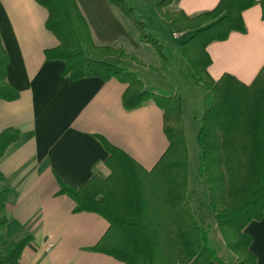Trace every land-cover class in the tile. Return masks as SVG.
Instances as JSON below:
<instances>
[{
  "label": "trees",
  "instance_id": "trees-1",
  "mask_svg": "<svg viewBox=\"0 0 264 264\" xmlns=\"http://www.w3.org/2000/svg\"><path fill=\"white\" fill-rule=\"evenodd\" d=\"M35 1L47 11L46 29L59 43L45 51V58L63 62V77L72 82L93 77L116 79L127 85L122 96L124 109L131 111L152 101L163 112L168 147L152 171L146 172L105 138L96 136L108 154L105 165L110 175L106 179L94 176L77 189L60 186L58 195L71 198L76 212L97 214L109 224L93 251L123 264H214L207 232L195 222L186 201L188 151L181 97L145 91L136 74L107 62L106 58L117 57L141 64L121 48L96 46L75 0ZM108 1L136 26L142 41L165 63L162 45L145 33L143 22L126 0ZM175 1L157 0L156 10L174 34L187 32L180 42V57L203 90L204 109L196 141L209 208L239 264H256L244 228L264 216V65L249 85L229 74L215 81L208 73L211 59L206 51L209 44L226 40L232 32H245L242 13L256 0H219L212 10L195 17L163 11ZM258 3L264 20V0ZM7 63L0 41V100L13 101L18 93L5 82ZM17 140L13 130L0 134V159ZM157 171L161 173L158 178ZM9 193L8 188L0 190V226L6 224L2 211ZM157 205L170 207V216L151 215L161 211ZM27 241L25 237L12 243L0 264H15Z\"/></svg>",
  "mask_w": 264,
  "mask_h": 264
},
{
  "label": "crops",
  "instance_id": "crops-1",
  "mask_svg": "<svg viewBox=\"0 0 264 264\" xmlns=\"http://www.w3.org/2000/svg\"><path fill=\"white\" fill-rule=\"evenodd\" d=\"M75 1L96 46L121 48L135 57L149 47L108 0ZM152 2L157 14V0ZM218 2L177 0L170 9L195 17ZM258 2L242 13L244 33L232 32L226 40L207 46L208 73L215 81L229 74L249 85L264 65V20ZM46 20L47 11L35 0H0V41L8 57L5 82L18 93L13 101L0 100V134L8 129L18 134L0 159V190H10L2 211L6 224L0 226V258L12 243L28 237L15 264H123L93 251L108 230L107 221L94 213L76 212L74 201L58 192L62 184L77 189L94 176L106 179L110 175L105 165L108 154L96 136L105 138L146 172L152 171L168 147L163 112L153 102L124 109L122 96L127 86L116 79L72 82L63 77V62L45 58V51L59 44L46 29ZM186 33L172 31L175 38ZM118 60L132 63L128 71L139 76L135 70L139 65ZM202 112L194 118L200 121ZM199 126L200 122L196 138ZM184 136L186 140L185 132ZM192 178L188 152L186 201L191 214L198 217L200 202L191 192ZM156 207L161 211L151 215L170 216V207ZM244 233L250 238L256 264H264V216L249 223Z\"/></svg>",
  "mask_w": 264,
  "mask_h": 264
},
{
  "label": "rangeland",
  "instance_id": "rangeland-1",
  "mask_svg": "<svg viewBox=\"0 0 264 264\" xmlns=\"http://www.w3.org/2000/svg\"><path fill=\"white\" fill-rule=\"evenodd\" d=\"M150 2H152V0H126L127 5L134 10L135 16L137 15L143 22L145 26V33H147L148 36L157 39L162 45V52L166 57L167 63L164 64V62L161 61L150 45H148L149 47L146 50L143 49V51H141V56H128L141 61V64H136L141 66L142 70L146 69V72H142L139 66L135 67V70L137 71L136 73L140 77L142 75L144 77H141V80L139 76H137V78L142 82L143 90L166 97L171 96L169 91L173 90L176 92L175 94L181 97L183 132H185L186 135V147L189 152L190 175L193 177L191 192L196 194L195 197L200 202V205L198 206L199 215L198 217L193 216V218L201 230L207 232L209 246L212 250H214L212 259L213 263L220 264V262H222V264H239V262L236 260L237 257L229 251L222 239L221 233L214 218V214L209 208L208 194L204 179L199 172L200 149L196 143V132L197 124H199L200 121L199 118L196 119L194 116L195 114H198L199 110H203L204 108L203 90L199 83H197V81L192 77V73L190 72L188 66L182 61L180 57V42L184 40L186 36L183 38H175L170 27L166 24L168 21H166L158 11L156 14L153 2ZM171 6L172 4L163 11L169 13L172 12L170 9ZM151 10H153L155 13H151ZM124 18L129 22L128 26H130V28H134V34H138L140 41L146 44L144 41H142L141 33L139 30H137L136 26H134L126 17ZM140 57H142L143 60L139 59ZM105 60L127 71L132 66V63L130 62H125L124 64L119 63L117 57H110L106 58ZM124 60L134 62L130 59ZM158 66H161L160 69L163 68V70L159 71ZM166 66L168 74L166 73ZM155 74L158 79H156ZM161 81H166V85H161Z\"/></svg>",
  "mask_w": 264,
  "mask_h": 264
},
{
  "label": "built area",
  "instance_id": "built-area-1",
  "mask_svg": "<svg viewBox=\"0 0 264 264\" xmlns=\"http://www.w3.org/2000/svg\"><path fill=\"white\" fill-rule=\"evenodd\" d=\"M47 249H48V247H47Z\"/></svg>",
  "mask_w": 264,
  "mask_h": 264
}]
</instances>
